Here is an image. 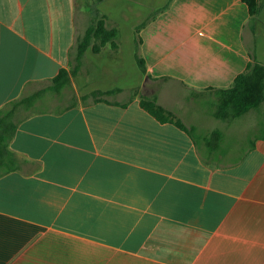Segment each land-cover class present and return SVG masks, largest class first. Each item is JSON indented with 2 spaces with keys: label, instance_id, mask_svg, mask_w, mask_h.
I'll return each instance as SVG.
<instances>
[{
  "label": "crops",
  "instance_id": "crops-1",
  "mask_svg": "<svg viewBox=\"0 0 264 264\" xmlns=\"http://www.w3.org/2000/svg\"><path fill=\"white\" fill-rule=\"evenodd\" d=\"M261 4L252 19L241 0H0V108L40 93L9 144L19 167L0 176V264H264V101L206 124L212 89L264 64ZM98 15L118 49H88L50 90ZM136 30L144 71L126 49Z\"/></svg>",
  "mask_w": 264,
  "mask_h": 264
},
{
  "label": "trees",
  "instance_id": "trees-1",
  "mask_svg": "<svg viewBox=\"0 0 264 264\" xmlns=\"http://www.w3.org/2000/svg\"><path fill=\"white\" fill-rule=\"evenodd\" d=\"M241 1L246 5L250 18L256 19L261 11V0ZM105 18L104 15L96 16L85 29L82 38L76 43L77 62L74 69L70 72L61 69L58 75L52 79L50 90L58 92L69 84L70 75L78 71L80 60L88 49L93 53L101 52L105 46H109L112 50L118 49L119 29L117 26L108 27ZM135 59L140 70L144 71V59L138 54L135 55ZM212 90L214 91L215 101L210 104L211 115L218 120L231 121L247 111L257 108L264 101V64L253 59L248 62L245 70L234 78L230 87ZM112 92L113 90H98L93 91L89 96L93 101H100L105 100L104 97ZM39 96L40 93L20 96L0 108V176L17 170L19 167L21 160L10 149L9 144L18 123L22 119L20 112L30 111ZM140 105L159 122L171 123L193 136L192 128H188L172 111L160 105L155 96L141 95ZM220 136L221 133L215 130L210 133L206 140L208 143L218 142Z\"/></svg>",
  "mask_w": 264,
  "mask_h": 264
},
{
  "label": "rangeland",
  "instance_id": "rangeland-1",
  "mask_svg": "<svg viewBox=\"0 0 264 264\" xmlns=\"http://www.w3.org/2000/svg\"><path fill=\"white\" fill-rule=\"evenodd\" d=\"M262 2H264V0H261V3ZM262 5V4H261ZM113 26H116V25H114L113 23L112 24H108V27H113ZM164 26H166L165 24H164ZM177 25H173V27H171L169 30H167V29H165V31H169V32H171V30L173 29V32L172 33H175V31H174V29H175V27H176ZM118 28V27H117ZM119 29V28H118ZM128 29H126L125 31H124V33L125 34H127L128 33ZM119 32H120V30H119ZM137 30L134 32V38H131V37H129V38H127L126 40H125V42H127V44L128 45H126L127 47H126V49H129V50H133V56H134V58H135V55L137 54V46H138V35H137ZM179 32V31H178ZM180 33V32H179ZM118 40V39H117ZM132 57H130V56H127L126 57V63H125V68H126V72L128 73V75L131 77V78H133V79H135V71L133 70V69H131V66L130 65H132ZM201 104L200 103H198V102H196L195 103V105H193V104H188V105H186V107H185V110H186V113H187V116L188 117H190V118H192V119H196V117H197V115H196V113H197V111H195V108H197L198 106H200ZM203 106V105H202ZM176 115V114H175ZM219 123H221L219 120H217V119H215V118H213L212 120H208L207 121V123L206 124H208V126H210V124L212 125V124H214V126L213 127H218V124ZM195 133H196V135H197V137H198V139L200 138L199 137V133L198 132H196L195 131ZM200 140V139H199Z\"/></svg>",
  "mask_w": 264,
  "mask_h": 264
}]
</instances>
